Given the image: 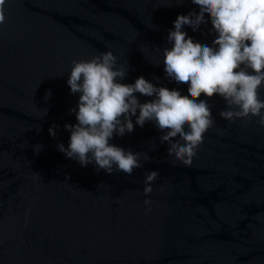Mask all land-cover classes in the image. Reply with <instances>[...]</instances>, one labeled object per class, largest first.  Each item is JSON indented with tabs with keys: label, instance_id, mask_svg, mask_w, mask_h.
<instances>
[{
	"label": "water",
	"instance_id": "95a60500",
	"mask_svg": "<svg viewBox=\"0 0 264 264\" xmlns=\"http://www.w3.org/2000/svg\"><path fill=\"white\" fill-rule=\"evenodd\" d=\"M193 11L200 9L191 0H5L0 264H264V127L257 117L222 119L227 106L218 94L200 97L214 125L191 166L168 155L154 122L140 127L136 117L133 132L109 141L142 154L143 166L131 176L81 166L58 149L70 142L65 125L78 122L70 110L78 111L81 94L67 83L74 60L112 51L117 66L128 65L119 82L144 77L188 95V85L167 78L162 61L174 21ZM205 19L196 31L182 30L215 47ZM136 96L141 103L154 99ZM151 171L159 176L145 196Z\"/></svg>",
	"mask_w": 264,
	"mask_h": 264
},
{
	"label": "clouds",
	"instance_id": "9594fccd",
	"mask_svg": "<svg viewBox=\"0 0 264 264\" xmlns=\"http://www.w3.org/2000/svg\"><path fill=\"white\" fill-rule=\"evenodd\" d=\"M191 2L200 11L177 17L174 30L167 36L172 47L163 49L162 61L167 78L188 85V95L157 87L144 77L133 84L119 82L126 78L128 65L117 66L118 57L112 51L72 62L67 83L73 94L81 95L78 111L70 110L78 122L65 125L71 133L69 145H58L67 158L85 167L94 163L97 171L109 175L122 172L131 176L134 169L143 166L142 154L125 151L109 141L114 133L123 137L133 132L132 117H136L135 124L140 127L147 121L154 122L163 133L160 142L169 145L168 155L191 166L204 134L214 125L211 108L200 99L202 95L212 98L218 94L223 98L227 107L219 113L222 119L234 123L257 117L259 126L264 127V100L260 96L264 86V0ZM4 6L5 0H0V24L6 19ZM206 16L216 33L215 47L194 42L182 30L188 25L196 31L208 23ZM136 93L154 99L141 103ZM50 95L47 93L46 98ZM57 127L49 129L53 137ZM41 147L35 146L37 154ZM144 159L148 162L151 158L145 154ZM158 176V171L146 175L145 196L153 192L152 183ZM144 203L150 205L151 201L145 199Z\"/></svg>",
	"mask_w": 264,
	"mask_h": 264
}]
</instances>
